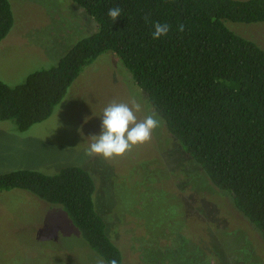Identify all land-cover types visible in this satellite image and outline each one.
<instances>
[{
  "label": "rangeland",
  "instance_id": "1",
  "mask_svg": "<svg viewBox=\"0 0 264 264\" xmlns=\"http://www.w3.org/2000/svg\"><path fill=\"white\" fill-rule=\"evenodd\" d=\"M9 3L13 25L0 40V80L10 87L51 68L97 31L95 20L71 0ZM228 26L264 48V23ZM133 98L142 105L138 120L154 111L117 56L101 54L44 121L22 132L0 121V174L88 171L95 209L124 264H257L259 244L248 237L250 226L190 162L163 121L149 142L123 156H85L90 137L101 131L103 109ZM98 257L61 206L24 190L0 192V264H96Z\"/></svg>",
  "mask_w": 264,
  "mask_h": 264
},
{
  "label": "trees",
  "instance_id": "2",
  "mask_svg": "<svg viewBox=\"0 0 264 264\" xmlns=\"http://www.w3.org/2000/svg\"><path fill=\"white\" fill-rule=\"evenodd\" d=\"M71 1L97 31L23 83L0 80V121L21 132L44 121L81 72L101 54H115L190 162L250 226L247 236L259 244L256 263L264 264V48L228 26L264 23V0ZM113 7L122 9L114 22L107 15ZM145 16L171 25L169 34L153 39ZM12 25L9 0H0V40ZM9 190L61 206L92 250L124 264L95 209V183L85 169L0 174V192Z\"/></svg>",
  "mask_w": 264,
  "mask_h": 264
},
{
  "label": "clouds",
  "instance_id": "3",
  "mask_svg": "<svg viewBox=\"0 0 264 264\" xmlns=\"http://www.w3.org/2000/svg\"><path fill=\"white\" fill-rule=\"evenodd\" d=\"M120 7L110 8L107 12L114 22L121 16ZM145 21L151 23L152 38L159 39L167 36L171 25L151 21L148 16ZM185 30L184 24L178 25V31ZM142 110V105L135 98L129 102H110L102 112L101 131L98 135L90 137L91 143L84 149L87 157L99 156L106 160L123 156L133 147L147 143L152 138V133L160 127L162 120L155 111H149L143 119L138 120L137 113ZM96 264H118L116 259L105 260L100 256Z\"/></svg>",
  "mask_w": 264,
  "mask_h": 264
}]
</instances>
